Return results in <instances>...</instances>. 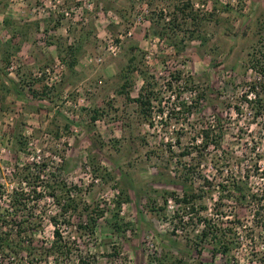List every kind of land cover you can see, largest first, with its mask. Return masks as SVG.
Masks as SVG:
<instances>
[{
    "label": "rangeland",
    "instance_id": "obj_1",
    "mask_svg": "<svg viewBox=\"0 0 264 264\" xmlns=\"http://www.w3.org/2000/svg\"><path fill=\"white\" fill-rule=\"evenodd\" d=\"M0 1L1 9H8V0ZM180 1L28 0L19 8L31 11L33 20L19 17L15 23L19 28L24 27V35L20 32L19 36L31 44L26 48L32 54L44 51L43 61L36 67L27 55L21 58L12 54L8 28L0 22V220L3 223L15 219L9 216L7 206L8 195L17 187L14 171L37 163L36 170L44 171L45 176V182L38 188L43 197L35 202L31 195L28 202V214L41 222L39 232H30L32 235L26 240L34 243L37 253L31 257L26 250L17 255L0 248V264L31 261L71 264L79 254L94 264H150L152 257L166 253L191 264H257L252 262V246L246 240V233L228 256L214 254L213 246L208 243L199 248L202 251L199 253L188 241L195 238L198 230L184 227L176 236L172 235L173 202L167 209L168 220L149 211L152 200L157 201V206L163 205L166 192L182 195L178 177L184 168L195 169L198 176L210 179L215 185L213 196L204 202L209 208L207 213L213 212L214 203L221 195L222 189H217V185L223 183L232 190L233 177L239 180L242 175L243 181L249 178L254 191L264 188V119L256 121L251 107L244 101L251 87L261 82L258 67L264 63V0H218L222 6L229 5L228 11L219 10L200 22L196 38L186 41L182 51L181 46L172 48L171 41L158 36L163 29L159 15L168 19L175 7L182 4ZM212 6L209 3L208 7L196 5V8L211 12ZM183 38L175 40L176 43ZM108 41L117 45L115 54L107 49ZM7 51L8 60L2 54ZM133 56L161 85L170 81L172 72L194 78L195 87L204 99L193 114H180L178 118L175 114L169 120L156 110L155 128H150L142 119L138 104L133 102L143 85L141 77L135 75L134 86L128 90L130 99L122 94L123 72ZM73 60L77 62L72 71L69 63ZM57 61L65 67L57 84L49 87L44 78L34 76L37 71L55 67ZM12 64L18 65L13 72ZM5 78L17 83L20 95L9 90L7 93L3 86ZM33 80H43L50 98L33 97L27 86ZM175 96V92L166 94L169 107H164L166 113L172 104L178 103ZM183 99L191 102L196 97L186 94ZM94 111L101 115L96 122L91 119ZM210 123L223 135L219 151L223 156V176L212 168L214 150L208 151L212 156L207 154L201 162L197 152L180 157L185 147L193 148L191 142L199 129ZM179 135L183 140L177 147ZM105 171L111 175L110 180L100 176L106 177ZM59 184L73 190V195L89 207L93 217L95 211L106 210L94 235L77 229V225L89 220L88 214L82 219L80 213L75 214L73 226L62 229L64 238L75 242L78 250L70 263L47 259L41 251L53 241L51 218L58 215L59 208L50 196L49 187L56 188ZM194 184L201 186L202 179L197 178ZM26 188L31 190L29 186ZM119 189L125 190L129 197L120 211L122 224L130 225L122 236L113 234L107 222L112 217L109 211L115 208ZM225 204L227 219L233 220L236 215L250 226L249 209L235 202ZM1 221L0 237L9 232ZM12 237L15 238L13 234ZM255 246L264 251V234L258 237ZM115 251L118 256L110 259Z\"/></svg>",
    "mask_w": 264,
    "mask_h": 264
},
{
    "label": "trees",
    "instance_id": "obj_2",
    "mask_svg": "<svg viewBox=\"0 0 264 264\" xmlns=\"http://www.w3.org/2000/svg\"><path fill=\"white\" fill-rule=\"evenodd\" d=\"M181 0L179 6L175 7L174 13H171L168 17L163 14L159 15L160 24H162V33L158 34L159 38L170 42L172 48L181 46L185 49L184 43L186 41H193L199 32L200 24L209 19L215 12L223 10V12L228 11L229 5L222 6V3L218 0ZM212 3V11H208L206 8L200 9L196 8V5L207 6ZM201 22V23H200ZM5 27L11 23L8 18L4 20ZM14 24L10 25L13 26ZM17 26V25H16ZM184 37V38H183ZM180 38L181 42L176 43L175 40ZM200 38V37H199ZM9 49L18 52L20 50L19 43L11 41L9 43ZM72 50V49H71ZM73 51V50H72ZM133 51V50H132ZM3 57L8 60L10 57L4 52ZM74 53H72L73 55ZM75 55V54H74ZM73 55V56H74ZM264 59V55H262ZM76 60L69 63L70 70H74L76 65ZM257 67V66H256ZM1 72V71H0ZM258 74H260L261 82L253 85L248 94H246L245 102L251 107L253 112V118L257 121L264 119V63L258 67ZM139 75L143 81L140 93L136 99L133 100L138 104L140 108V115L144 122L150 127L155 128V117L154 115L158 112L163 117L172 120V116L187 113L188 116L192 115L194 110L198 108V104L204 99V95L195 87L194 78L187 77L184 78L181 73H170V81L165 82L161 85L154 76L150 75L147 67L141 62L136 60V56L130 58L129 63L125 71L123 72L124 83L122 86V94H126L128 99H130L129 88L134 86L135 75ZM2 73H0V78ZM7 93L9 91H14L17 95L20 92L17 89V83L14 80L8 81L5 78ZM43 80L36 81L33 80L29 83V92L37 99L50 98V91L43 84ZM262 89V90H261ZM261 90V91H258ZM172 92L176 94V100L178 103L172 104L170 111L165 112L164 107L167 106L168 101H166V94ZM186 94H193L196 97L195 101L188 102L183 99ZM252 97H249L251 96ZM171 100V99H169ZM168 107V106H167ZM169 109V107H168ZM240 110L239 108H237ZM157 110V112H156ZM167 114V115H166ZM101 117L99 111H94L92 115V121L96 122ZM178 120V119H177ZM216 125H203L196 137L192 139L193 148L191 146L185 147L181 152L180 157L186 158L197 152L198 158L201 160L205 159L207 154L212 156V153L208 151L216 152L213 156L212 168L219 173V176H223V156L219 155V151L222 147L223 135L218 132ZM218 132V133H217ZM182 135H179L176 141V146L182 144ZM172 150V146L170 148ZM195 150V151H193ZM171 152V151H170ZM216 158V159H215ZM215 160V162H214ZM37 163L26 164L22 169H17L14 171V176L16 177L17 187L12 189V193L8 195V214L15 219L8 221H1L4 227L8 229V233L1 235L0 237V248L8 250V252H16L19 255L23 250H26L31 257L35 256L38 248L34 247L33 242H26L27 238H30L32 234L30 232H39L41 227V222L28 214L29 207L28 202L30 201L31 195L35 198V202H39L40 198L43 197L42 193L38 192L40 184H43L45 176L44 171H37ZM45 167V165H44ZM106 172V171H105ZM221 172V173H220ZM106 177L100 175L104 180L107 178L110 180V174L106 172ZM199 178L202 179V185L196 187L194 184L195 180ZM242 175L239 180L234 179L230 182V186L234 187L233 192L228 188V185L223 183L218 184L217 189L221 188V195L219 196L218 202L214 203V210L209 212L208 205H206L205 199L213 196V192L216 190L215 185L210 181V179L204 178V176H198L195 169L184 168L181 171V175L178 177L179 184L182 187V195L176 193H164L163 205L157 206L156 200H152L149 206V211L157 216H161L165 220L167 219V209L169 207V202H173L175 205V211L170 218V224L173 226L172 235L176 236L179 230H184V227L195 228V232L198 230L195 238L188 240L191 242L192 246L198 250L199 253L202 251L199 249L208 243L213 246L214 254H221L223 256H228L231 254L235 246H238L240 240H242L244 233H246V240L251 243L252 252V262L257 264H264V251L260 250L255 246L258 237L262 236L264 233V188L254 191L249 186V178L243 181ZM244 178V176H243ZM173 184L176 182L173 180ZM245 185V187H243ZM29 186L31 192L26 188ZM250 187V188H249ZM50 196L54 200L55 204L59 208L58 215L51 218V223L54 227L53 231V241L45 249H42V253L45 254L47 259H54L55 261L64 260L66 263L71 262V257L73 254L78 252L76 249L75 242L66 240L63 236L62 229L65 227L73 226V219L75 214L80 213L81 219L88 214L89 220L86 224L80 223L77 225V229L80 233H85L89 235H94L99 219L104 218L106 210L95 211L96 217L90 215L89 207L83 205L80 199L73 195V190H66V185L59 184V186L49 187ZM235 192V193H234ZM59 193V194H57ZM73 196V197H72ZM129 202L128 193L125 190L119 189V195L117 200L114 202L115 208L110 210L112 217L107 222L110 225L111 232L116 235H124L126 229L130 225L122 224L120 219V211L122 204ZM235 202L237 205L247 208L250 210L252 216V221L250 226L245 225L238 216H234V219H227L229 217L228 211L224 210L227 207L225 203ZM226 206V207H225ZM84 214V215H82ZM235 214V213H234ZM263 230V231H262ZM11 234L15 238H11ZM4 236V237H3ZM8 236V238H6ZM189 238V237H187ZM32 241V240H31ZM25 248V249H24ZM117 251L113 255H110V259L117 257ZM30 264H33L31 261ZM71 264H94L90 259L84 257L82 254L76 256V260ZM150 264H191L187 262L184 258H178L171 254H159L150 259ZM202 264V263H197Z\"/></svg>",
    "mask_w": 264,
    "mask_h": 264
},
{
    "label": "crops",
    "instance_id": "obj_3",
    "mask_svg": "<svg viewBox=\"0 0 264 264\" xmlns=\"http://www.w3.org/2000/svg\"><path fill=\"white\" fill-rule=\"evenodd\" d=\"M19 2V3H18ZM21 2V4H20ZM28 3V0H8V9L4 8L1 9V1H0V22L3 25V22L6 18H8V21L11 24H14L13 26L8 25V45L11 41L13 42H19L20 48L18 52L12 50L13 55L22 56L21 58H24L23 55H27L29 57V61L33 60L35 63L34 67H36L38 64L42 63L44 51H38L36 54H32V51L30 49H27L26 47L30 48L31 44L28 43L27 40L20 39L21 36H19V33L21 32V35H24V27L19 28L18 23H15L18 18H25L24 20H33L32 12L29 11L27 8H19V5H25V3ZM18 25V26H16ZM22 26V25H21ZM55 32V30H54ZM2 44V43H1ZM9 47V46H8ZM9 54V53H8ZM11 54V55H12ZM42 56V57H41ZM46 56V55H45ZM20 78V77H19Z\"/></svg>",
    "mask_w": 264,
    "mask_h": 264
},
{
    "label": "built area",
    "instance_id": "obj_4",
    "mask_svg": "<svg viewBox=\"0 0 264 264\" xmlns=\"http://www.w3.org/2000/svg\"><path fill=\"white\" fill-rule=\"evenodd\" d=\"M36 12V11H34ZM71 12H74V10H71ZM77 14H80L79 11ZM66 16H69V13H66ZM109 42V41H108ZM107 42V49L112 52L113 54L116 53L117 51V45L114 44L113 41H110L109 43ZM97 62H102V58H98ZM18 69V65L12 64L10 67V71L13 72L14 70ZM65 67L64 65L60 62L57 61L55 67L53 68H47L44 71H37L34 76L38 79H45V83L47 86L51 87L55 84H57L60 81L61 75L64 71ZM172 202H169L171 204Z\"/></svg>",
    "mask_w": 264,
    "mask_h": 264
}]
</instances>
